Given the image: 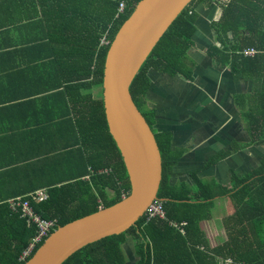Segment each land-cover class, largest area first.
Here are the masks:
<instances>
[{"label":"trees","instance_id":"obj_1","mask_svg":"<svg viewBox=\"0 0 264 264\" xmlns=\"http://www.w3.org/2000/svg\"><path fill=\"white\" fill-rule=\"evenodd\" d=\"M35 1L39 9L28 10V14L41 17L35 22L40 31L35 32L32 40L37 43L31 44L30 50L50 52L58 71L50 77L55 87L37 90L43 96L40 99L21 102L23 112L34 115L31 130H23L26 135L21 133L20 141L0 135V264H23L19 258L37 233L20 217L18 208L9 207L10 199L28 200L35 214L60 227L99 207H109L128 193L102 97H95L90 90L101 87L108 46L140 0ZM215 1L192 0L168 26L131 81L128 93L151 129L152 120L143 105L148 71L190 78L187 52L193 45L198 10ZM120 3L124 4L121 12ZM220 5L219 17L207 25L215 43L209 41L205 52L221 54L223 60L218 59L231 65L238 78L250 70L263 78L264 0H223ZM210 14L211 9L207 16ZM250 48L254 56L244 57L243 52ZM253 92L255 98L246 116L255 121L253 132L264 136V87ZM153 133L161 156L157 201L162 203L164 216L147 220L144 214L123 233L81 249L62 264H223L226 260L264 264V156L249 175L232 179L234 189L195 179L193 189L183 183L171 185L181 153L171 150L167 133ZM26 141L23 155L13 159L11 144L18 148V143ZM40 189L47 190V199L32 200L29 194ZM218 196H227L233 211L219 219L224 239L209 246L202 227ZM127 239L133 244L131 255L122 248L128 246Z\"/></svg>","mask_w":264,"mask_h":264},{"label":"crops","instance_id":"obj_2","mask_svg":"<svg viewBox=\"0 0 264 264\" xmlns=\"http://www.w3.org/2000/svg\"><path fill=\"white\" fill-rule=\"evenodd\" d=\"M217 4L210 8L211 14L204 26L200 24L198 10L193 45L187 52L190 78L150 69L143 104L152 120L153 131L167 133L171 150L181 153L169 183H183L191 189L194 179L234 189L232 179L249 175L259 167L264 156V136L256 130L253 132L255 121L246 116L250 101L255 98L253 89L264 87V76L261 78L259 74L257 78L250 70L238 78L232 73L231 65L220 61L223 60L221 54L205 52V46L212 39L208 22L217 19L221 12ZM32 9H39L35 0H0V115H3L0 135L12 136L13 141H20L21 133L26 135L23 130H31L30 121L34 117L23 112L21 102L40 99L43 96H39L38 91L55 87L50 77L58 71L56 58L50 52L30 50L31 44L37 43L32 40L35 32L40 31L35 22L41 18L33 13L29 16L28 10ZM25 143L27 141L18 143V148L11 144L13 159L23 155ZM213 202L218 205L215 207L218 215L209 219L210 226L208 221L202 227L209 246L224 239L219 219L233 211L226 209V203L230 202L227 196L215 197ZM131 252L133 246L127 254Z\"/></svg>","mask_w":264,"mask_h":264},{"label":"water","instance_id":"obj_3","mask_svg":"<svg viewBox=\"0 0 264 264\" xmlns=\"http://www.w3.org/2000/svg\"><path fill=\"white\" fill-rule=\"evenodd\" d=\"M192 0H140L106 52L102 101L108 132L125 170L128 193L115 204L57 227L23 264H62L99 240L126 231L157 200L161 156L154 133L128 93L152 48Z\"/></svg>","mask_w":264,"mask_h":264},{"label":"built area","instance_id":"obj_4","mask_svg":"<svg viewBox=\"0 0 264 264\" xmlns=\"http://www.w3.org/2000/svg\"><path fill=\"white\" fill-rule=\"evenodd\" d=\"M119 12H121L124 9V4H119ZM255 52L250 48V50H247L243 52V55L245 56H252ZM29 197L32 200L35 201H43L46 200L48 197V193L46 189H40L37 190L31 194H29ZM9 207L13 210L15 208L19 209L20 217H23L28 225H32L35 227V233L34 237L32 238L29 247L24 250L19 258V261H23V263L28 259V256L35 248L41 247L45 240L49 237V235L54 231L56 228V224L54 221L46 220L39 216L38 214H35L30 205L28 200H21L19 197L15 199H11L8 201ZM146 218L147 220H150L155 217L162 218L164 216L163 206L160 201H153L147 208L146 212ZM223 264H233L230 260L224 261Z\"/></svg>","mask_w":264,"mask_h":264},{"label":"rangeland","instance_id":"obj_5","mask_svg":"<svg viewBox=\"0 0 264 264\" xmlns=\"http://www.w3.org/2000/svg\"><path fill=\"white\" fill-rule=\"evenodd\" d=\"M217 1V2H216ZM215 1V3H208V2H206V3H204L203 5H201L199 8H201V10H200V12H201V16H200V21L202 22V26H204L205 25V23H206V21H207V15H208V11H209V9L213 6V5H218L217 3H220V4H222V2H223V0H216ZM220 7H221V5H219ZM211 32V34H212V37H213V31L209 28L208 29V32ZM207 34V36H209V34L208 33H206ZM210 37V36H209ZM213 39V38H212ZM212 39H211V41H212ZM210 41V42H211ZM212 42H214V41H212ZM215 43V42H214ZM90 91H92V93L94 94V96L95 97H98V98H101L102 97V90H101V87H96V88H91V90ZM214 201V200H213ZM216 206H218L217 205V203L216 202H212V206L210 207V220H212L213 218H214V216H217L218 215V213H217V211L215 210V207ZM231 206V207H230ZM229 208H232V205H231V203L229 202V203H226V209H229ZM220 212H221V214H223L224 215V213L221 211V209H220ZM226 214V213H225ZM208 224H209V226L211 225V221H209L208 222ZM217 227V226H216ZM57 228V227H56ZM56 228L54 229V230H56ZM216 231H217V229H216ZM221 232V231H220ZM216 233H219V232H216ZM126 244L128 245L127 247H122L123 248V250L125 251V253H128V252H130L131 251V246H133V244H131V242H130V240L129 239H127L126 240Z\"/></svg>","mask_w":264,"mask_h":264},{"label":"clouds","instance_id":"obj_6","mask_svg":"<svg viewBox=\"0 0 264 264\" xmlns=\"http://www.w3.org/2000/svg\"><path fill=\"white\" fill-rule=\"evenodd\" d=\"M45 243V242H44Z\"/></svg>","mask_w":264,"mask_h":264}]
</instances>
